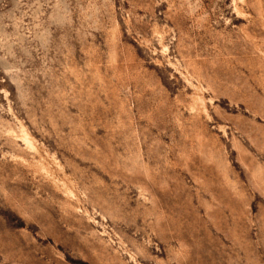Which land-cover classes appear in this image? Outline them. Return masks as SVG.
Returning a JSON list of instances; mask_svg holds the SVG:
<instances>
[{
    "label": "rangeland",
    "instance_id": "374dc122",
    "mask_svg": "<svg viewBox=\"0 0 264 264\" xmlns=\"http://www.w3.org/2000/svg\"><path fill=\"white\" fill-rule=\"evenodd\" d=\"M0 264H264V0H0Z\"/></svg>",
    "mask_w": 264,
    "mask_h": 264
}]
</instances>
